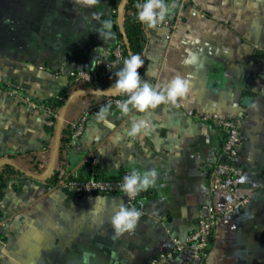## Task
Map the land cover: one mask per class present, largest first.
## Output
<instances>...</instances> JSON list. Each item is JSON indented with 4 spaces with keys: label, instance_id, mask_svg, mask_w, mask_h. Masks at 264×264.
I'll list each match as a JSON object with an SVG mask.
<instances>
[{
    "label": "crops",
    "instance_id": "crops-1",
    "mask_svg": "<svg viewBox=\"0 0 264 264\" xmlns=\"http://www.w3.org/2000/svg\"><path fill=\"white\" fill-rule=\"evenodd\" d=\"M166 3L176 28L143 26L140 75L154 87L180 75L190 88L180 107L134 110L131 116L151 125L135 137L128 134L131 118L112 102L114 87L95 92L70 78L111 56L124 26V1L116 14L117 0L94 7L34 0L18 15L1 17L7 29L0 35V172L8 160L26 174L9 179L0 201V264H84V253L88 264H152L173 238L197 229L203 206L231 201L209 189L225 142L215 119L242 122L237 188L248 204L211 234L205 264H264V0ZM104 20L112 22L106 41L97 32ZM191 55L195 62L185 63ZM9 82L42 104L70 95L60 132L72 131L87 113L84 134L56 155L57 130L46 126L45 113L10 98ZM106 103L112 127L95 118ZM133 169H156L159 178L137 198L142 216L136 230L119 235L111 219L128 207L124 196L70 198L60 184L47 182L53 171L62 181L124 178ZM188 263L187 252L170 262Z\"/></svg>",
    "mask_w": 264,
    "mask_h": 264
},
{
    "label": "built area",
    "instance_id": "built-area-1",
    "mask_svg": "<svg viewBox=\"0 0 264 264\" xmlns=\"http://www.w3.org/2000/svg\"><path fill=\"white\" fill-rule=\"evenodd\" d=\"M126 4V0H124ZM143 3L144 0H141ZM119 10H115L118 14ZM157 27H168L175 29L176 23L169 19ZM123 29V27L121 28ZM125 43L120 40L112 50L110 60L100 58L96 61L91 70H79L72 72L70 78L75 82H81L87 86L97 85L101 79L107 78L111 73L118 70L123 62ZM114 96L112 102L124 100L126 95H121L118 90L113 88ZM6 91L10 98L16 100L27 108L45 113L46 126L53 130H60L62 122V108L46 106L39 103L32 96L27 94L21 86L14 82L6 85ZM62 100L61 98H58ZM89 114H84L72 125V140H78L84 134ZM214 125L225 138L222 160L214 167L210 178L209 189L212 193L225 192L231 198L230 203L222 208L215 205H205L200 209L198 215L197 229L184 239L173 238L171 249L158 255L152 264H170L174 258L184 252L189 255L188 264H205L207 259V248L211 234L217 230L221 222L228 217L236 216L248 204L247 199L240 198L238 194L237 182L242 175L237 160L244 146L242 132V122L239 119H215ZM123 179L119 180H97L89 179L80 181L64 179L59 182L66 194L72 193L76 196H124L129 208L136 207V201L140 193L134 197H129L122 191Z\"/></svg>",
    "mask_w": 264,
    "mask_h": 264
},
{
    "label": "clouds",
    "instance_id": "clouds-1",
    "mask_svg": "<svg viewBox=\"0 0 264 264\" xmlns=\"http://www.w3.org/2000/svg\"><path fill=\"white\" fill-rule=\"evenodd\" d=\"M99 2L100 0H75L77 5L84 7H94ZM136 8L138 21L149 29L157 28L172 10V6L166 3V0H144L143 3L136 4ZM111 29V20H104L97 32L100 38L106 41L112 36ZM195 60L196 57L191 55L189 59L185 60V63H194ZM144 63L145 61L139 55H131L130 58L123 60V67L115 72L116 80L112 86L121 95L127 96V99L116 101V106L123 116L131 118L132 123L128 134L132 137L147 133L151 127L150 122L146 119H137L131 116L134 110L139 113H146L162 104L180 107V102L186 98L190 88L189 81L180 75H176L164 85L154 87L142 80L138 72ZM110 109L111 104L106 103L95 116L98 122H103L108 127L113 126L108 120ZM158 178L156 169L144 171L133 169L129 175L124 177L122 191L129 197H134L142 191L155 187ZM141 216L142 212L138 208L122 205L111 219L114 232L118 235L134 232ZM89 255V253H84V264H88Z\"/></svg>",
    "mask_w": 264,
    "mask_h": 264
},
{
    "label": "trees",
    "instance_id": "trees-1",
    "mask_svg": "<svg viewBox=\"0 0 264 264\" xmlns=\"http://www.w3.org/2000/svg\"><path fill=\"white\" fill-rule=\"evenodd\" d=\"M124 0H117V4L115 5V9L118 11L119 6L122 4ZM142 3L141 0H126L125 4V21L123 29H121L120 32V40L124 41L125 46L126 42L128 44V48L125 47L123 60L128 59L131 57V55H139L141 56L142 49H143V42H144V32H143V24H141L137 19V8L136 4ZM113 57L110 56L109 58H106L107 60L112 59ZM123 67V62L120 66V68ZM120 68L113 73H111L107 78H103L100 80V82L95 86H89L93 91L97 92L100 90H109L113 88L112 86L115 83L116 77L115 72L119 71ZM143 66L138 69L139 74L142 72ZM70 95L66 93H62L59 97L49 99L44 102L46 106L51 107H59L64 108L66 105ZM58 98H61L62 100H59ZM127 99V98H125ZM53 130V129H51ZM72 135V131L69 130H61L60 132V140H59V147H58V154L61 155L63 152L65 146L67 143L70 142ZM22 170H20L17 166L10 164L5 165L2 172H0V201L2 200L4 196V192L6 188L8 187L9 179L15 175H25ZM61 172L53 171L47 178V182L49 183L50 187H57L59 185L60 179H61ZM89 179H97V180H119L123 179L122 177L119 178H107V179H101V178H82L80 177V181H86ZM69 180H73V178H69ZM68 197L74 198L81 196H76L75 194L69 193Z\"/></svg>",
    "mask_w": 264,
    "mask_h": 264
},
{
    "label": "rangeland",
    "instance_id": "rangeland-1",
    "mask_svg": "<svg viewBox=\"0 0 264 264\" xmlns=\"http://www.w3.org/2000/svg\"><path fill=\"white\" fill-rule=\"evenodd\" d=\"M34 0H0V25L1 17L8 18L9 16L18 15L26 6H30ZM7 26H0V35L6 33Z\"/></svg>",
    "mask_w": 264,
    "mask_h": 264
},
{
    "label": "water",
    "instance_id": "water-1",
    "mask_svg": "<svg viewBox=\"0 0 264 264\" xmlns=\"http://www.w3.org/2000/svg\"><path fill=\"white\" fill-rule=\"evenodd\" d=\"M126 47L128 48V44H127V42H126ZM68 105H69V102H68V103L65 105V107L63 108L62 114H63L64 111L67 109ZM59 140H60V130H58V134H57L56 155H57V152H58ZM1 164H11V162L8 161V160H6V161L1 162Z\"/></svg>",
    "mask_w": 264,
    "mask_h": 264
}]
</instances>
